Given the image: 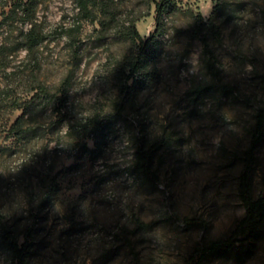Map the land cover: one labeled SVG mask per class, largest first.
Returning <instances> with one entry per match:
<instances>
[{
  "label": "rangeland",
  "instance_id": "rangeland-1",
  "mask_svg": "<svg viewBox=\"0 0 264 264\" xmlns=\"http://www.w3.org/2000/svg\"><path fill=\"white\" fill-rule=\"evenodd\" d=\"M157 1L38 0L26 20L0 0V264L13 260L5 226L26 264H187L243 218L264 0H174L132 76V28L154 34ZM198 13L219 29H205L207 46ZM252 178L258 196L264 138ZM202 264H264V231Z\"/></svg>",
  "mask_w": 264,
  "mask_h": 264
},
{
  "label": "trees",
  "instance_id": "trees-1",
  "mask_svg": "<svg viewBox=\"0 0 264 264\" xmlns=\"http://www.w3.org/2000/svg\"><path fill=\"white\" fill-rule=\"evenodd\" d=\"M92 1L93 0H79L81 5L85 8L92 4ZM173 1L174 0H158L156 2V20L158 27L153 35L143 38L136 26H133L130 35L135 40L140 41V47L135 60L131 62L132 76L138 71L145 60H147V58L154 52L153 49L157 42V35L163 27V19L165 14L170 9ZM220 1L221 0H219L218 4H220ZM37 6L38 0H13L12 10L17 13L20 11L24 19L31 20L35 15ZM195 25V32L198 34L205 46L208 45L207 38L203 34L205 29H210L215 35L219 33L218 27L214 24L207 23L202 13H198L195 16ZM33 37H35L33 41L37 40V36ZM263 138L264 108H261L256 115V123L253 129L252 140L250 146L245 151L243 157L244 167L239 178L238 194L245 209V214L230 236L213 240L208 244L202 245L189 257L187 264H202L204 259L212 253L227 251L236 247H245L247 244H251L259 240L261 237L264 231V185L262 193L258 196H254L252 173L256 162L257 150ZM139 156L142 162V170L147 174V176H151L156 179L155 174L149 167L152 159L150 152L141 149L139 150ZM1 237L6 248L12 254V264H26L28 254V247L26 243L19 244L17 237L6 226L2 228Z\"/></svg>",
  "mask_w": 264,
  "mask_h": 264
}]
</instances>
